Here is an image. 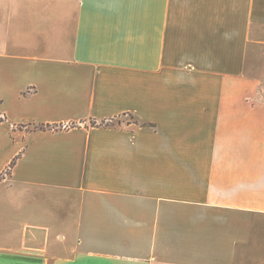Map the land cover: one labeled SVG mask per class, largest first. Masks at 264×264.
<instances>
[{"label": "crops", "instance_id": "1", "mask_svg": "<svg viewBox=\"0 0 264 264\" xmlns=\"http://www.w3.org/2000/svg\"><path fill=\"white\" fill-rule=\"evenodd\" d=\"M263 85L264 0H0V264H237Z\"/></svg>", "mask_w": 264, "mask_h": 264}, {"label": "rangeland", "instance_id": "2", "mask_svg": "<svg viewBox=\"0 0 264 264\" xmlns=\"http://www.w3.org/2000/svg\"><path fill=\"white\" fill-rule=\"evenodd\" d=\"M264 85L260 89L263 94ZM130 116H123L114 119L113 125L132 122ZM240 218L239 221V242L237 245V264H264V216H256V219Z\"/></svg>", "mask_w": 264, "mask_h": 264}, {"label": "trees", "instance_id": "3", "mask_svg": "<svg viewBox=\"0 0 264 264\" xmlns=\"http://www.w3.org/2000/svg\"><path fill=\"white\" fill-rule=\"evenodd\" d=\"M93 124H95V122L93 121L92 122ZM101 124L102 125H109L110 124V122H108V121H102L101 122ZM40 129H44V128H46V127H49V125H44V124H41L40 126H38ZM13 161L9 164V166H8V168L6 169V171L0 176V178L1 177H4L6 174H9V172H10V168H11V166L13 165Z\"/></svg>", "mask_w": 264, "mask_h": 264}]
</instances>
